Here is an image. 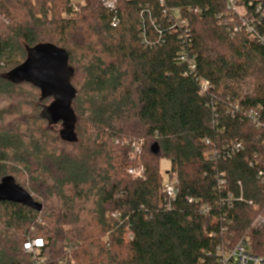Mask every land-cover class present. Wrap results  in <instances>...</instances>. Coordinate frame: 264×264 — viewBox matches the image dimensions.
I'll return each mask as SVG.
<instances>
[{"label": "trees", "instance_id": "trees-1", "mask_svg": "<svg viewBox=\"0 0 264 264\" xmlns=\"http://www.w3.org/2000/svg\"><path fill=\"white\" fill-rule=\"evenodd\" d=\"M260 2L237 6L257 19ZM239 23L226 0H118L114 12L98 0H0V62L19 60L0 70V103L9 98L0 108V183L13 178L43 206L0 203V264H36L24 250L34 240L45 243L44 264H218L241 242L264 260V228L253 226L264 218V187L249 164L257 154L264 166V128L228 114L236 102L264 110V45L235 32ZM256 28L264 36V19ZM42 43L65 50L75 69L74 141L57 133L61 122L49 125L38 88L3 77ZM199 78L210 83L204 94ZM29 88L40 93L29 102L33 131L18 121L15 98ZM236 141L245 150L225 158ZM13 161L29 183L8 172ZM174 176L169 199L162 190ZM229 191L245 201L228 204Z\"/></svg>", "mask_w": 264, "mask_h": 264}, {"label": "water", "instance_id": "water-1", "mask_svg": "<svg viewBox=\"0 0 264 264\" xmlns=\"http://www.w3.org/2000/svg\"><path fill=\"white\" fill-rule=\"evenodd\" d=\"M26 51V61L3 77L15 84L29 83L38 88L41 100L52 99L51 104L44 108L45 118L49 125L61 122V138L74 141L77 118L73 102L77 91L72 85L75 69L69 63L68 53L51 43L26 47ZM2 202L18 204L37 212L43 210V206L17 185L13 178H6L0 183V203Z\"/></svg>", "mask_w": 264, "mask_h": 264}, {"label": "built area", "instance_id": "built-area-1", "mask_svg": "<svg viewBox=\"0 0 264 264\" xmlns=\"http://www.w3.org/2000/svg\"><path fill=\"white\" fill-rule=\"evenodd\" d=\"M100 3L103 4V6L111 11L114 12L116 10L118 0H98ZM260 2L261 0H256ZM227 8L238 15L240 19V23L235 26L234 31L240 32L244 30L249 39L251 41H255L258 43H261L264 45V36H261L256 28V20L260 21V19H264V4L263 2H260L256 8V14L259 16L257 19H254V17L248 16L246 9L244 7H238L237 6V0H226ZM74 11H77L76 6L74 5ZM116 25V18L113 20V26ZM199 86L201 88V94L206 93L210 89V83L205 79H198ZM228 114L232 116V118L236 117L238 114H242L244 116H247V118L250 120L252 125L257 128L261 129L264 128V110L262 107H259L257 109H244L240 106L238 102H236L231 110L228 111ZM215 125L218 124V115L215 116ZM206 145H211V142L209 140H206ZM132 148L135 153V157H137L141 152V144L134 143L132 145ZM226 152L225 158H232L235 155L243 152L245 150L244 145L242 142L236 141L230 143L227 148L224 149ZM217 152L213 150L210 154L208 153L207 156H216ZM254 161L249 160L250 167L253 169H256V179L258 182L264 187V166L261 163L262 158H260L257 154L254 156ZM129 174L136 176V177H142L143 176V170L142 169H132L129 171ZM226 181L224 179H220L219 186L225 187ZM163 193L169 198V199H175L178 192H177V179L176 176L173 178H169L164 186H163ZM239 202H244L243 195L241 194L237 198L234 196L232 192H228L227 195V203L232 204V201L235 200ZM249 205H252L251 202H249ZM207 209H204V212H207ZM116 216V215H114ZM253 226L257 229L264 228V218L260 215L255 220ZM128 237L132 239V235L129 234ZM44 241L43 240H34L31 242H28L24 245V250L26 253L32 255L34 257L36 264H44L45 258L39 257L40 250L44 247ZM218 264H264V260L255 257L251 252L249 251V248L247 244L241 242L234 250H231L227 252L225 255H223L222 258L219 259Z\"/></svg>", "mask_w": 264, "mask_h": 264}, {"label": "rangeland", "instance_id": "rangeland-1", "mask_svg": "<svg viewBox=\"0 0 264 264\" xmlns=\"http://www.w3.org/2000/svg\"><path fill=\"white\" fill-rule=\"evenodd\" d=\"M18 62H19V60L17 58H15L13 61L2 60L0 62V70L1 71H8V70L12 69L13 67H15ZM29 90H31V89L29 88L24 92L18 93V96H16L15 98H16V100H18L21 103V108H22V114H21L18 121H24L26 123L25 127H22V128H24V130L26 128L27 130L33 131V129L37 126V123H36V121L35 122L32 121L33 119L31 116H32V112H36V107L34 108V106L30 105L29 102L32 100V98H37L35 100V102H38V100L40 98V93L34 92L32 90L29 91ZM239 92H241V95L245 96V95L250 94V89L247 85H240L239 86ZM8 100H9V98H7L5 100V102L2 101L0 103V108L7 106L9 104V103H7ZM51 102H52V99H49L48 101L41 103V105H47L48 106V105H50ZM34 105H35V103H34ZM46 126L48 127V125H46ZM54 128L56 129L57 133L61 130L60 125L54 126ZM21 139L23 140V138H21ZM8 166H9L8 172L14 174L19 181H22V182L25 181L26 183L30 182L29 174L23 169L21 164L19 165V164H17V162L13 161V162H10L8 164ZM169 169H170V162L167 160H162L161 161L162 173L166 174L169 171ZM248 248H249V251L252 252V249H251L249 243H248Z\"/></svg>", "mask_w": 264, "mask_h": 264}]
</instances>
